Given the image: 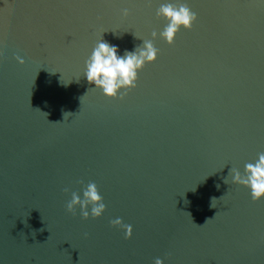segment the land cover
<instances>
[{"label": "water", "instance_id": "95a60500", "mask_svg": "<svg viewBox=\"0 0 264 264\" xmlns=\"http://www.w3.org/2000/svg\"><path fill=\"white\" fill-rule=\"evenodd\" d=\"M162 2L0 0V264H264V199L229 175L264 152V2L186 0L172 44ZM102 32L159 49L123 98L83 76Z\"/></svg>", "mask_w": 264, "mask_h": 264}, {"label": "clouds", "instance_id": "9594fccd", "mask_svg": "<svg viewBox=\"0 0 264 264\" xmlns=\"http://www.w3.org/2000/svg\"><path fill=\"white\" fill-rule=\"evenodd\" d=\"M122 14L128 16L129 9L124 8ZM156 15L167 21L159 36L169 44L175 42L176 35L181 28L191 29L198 18L197 13L192 11L186 0H165L160 3ZM104 32L101 33V38L95 43L85 60L83 76L89 84L94 86L93 88L100 89L104 95L123 98L126 92L122 90L137 86L139 72L147 63L154 62L158 58L159 49L152 40L143 39L141 46L131 50L125 49L122 53L118 45L111 44L103 38ZM151 35L155 38L157 32L153 31ZM17 59L20 63H24L23 57L18 56ZM229 175L232 183L241 184L250 189L251 198L254 201L264 199V152L259 153L254 162L246 163L243 173L239 169L231 168ZM214 201L216 198H212V207H214ZM77 207L85 219L89 216L98 218L103 215L107 206L95 182L87 184L82 196L77 192H72L67 209L75 213ZM111 223L123 228L126 238L132 236L133 226L125 224L122 218L117 217ZM154 264H164V260L157 257Z\"/></svg>", "mask_w": 264, "mask_h": 264}]
</instances>
